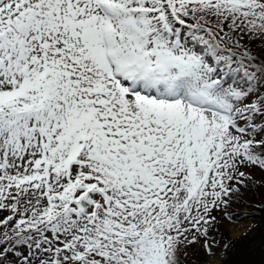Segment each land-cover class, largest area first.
<instances>
[{
	"label": "snow or ice",
	"instance_id": "6c2138e0",
	"mask_svg": "<svg viewBox=\"0 0 264 264\" xmlns=\"http://www.w3.org/2000/svg\"><path fill=\"white\" fill-rule=\"evenodd\" d=\"M257 213L264 0H0V264H264Z\"/></svg>",
	"mask_w": 264,
	"mask_h": 264
},
{
	"label": "rangeland",
	"instance_id": "374dc122",
	"mask_svg": "<svg viewBox=\"0 0 264 264\" xmlns=\"http://www.w3.org/2000/svg\"><path fill=\"white\" fill-rule=\"evenodd\" d=\"M259 191V190H258ZM249 198H255L252 196V193H248ZM264 215V214H263ZM260 224L261 227L257 228L256 231L251 233L247 238H241L239 243L236 246L237 255L234 257V260H239L240 252L242 250H251L252 248L258 247L261 241L262 232H264V224L260 220H249L241 221L239 224L235 225L232 229L233 236H240V234L248 227L249 224ZM258 258V257H257Z\"/></svg>",
	"mask_w": 264,
	"mask_h": 264
},
{
	"label": "trees",
	"instance_id": "16d2710c",
	"mask_svg": "<svg viewBox=\"0 0 264 264\" xmlns=\"http://www.w3.org/2000/svg\"><path fill=\"white\" fill-rule=\"evenodd\" d=\"M263 214H261V213H257L256 214V219H254V220H260L261 221V219H260V217L262 216ZM243 221H249V220H243Z\"/></svg>",
	"mask_w": 264,
	"mask_h": 264
}]
</instances>
